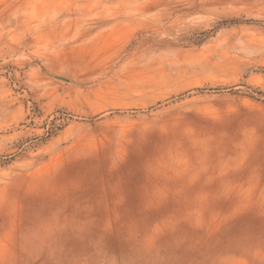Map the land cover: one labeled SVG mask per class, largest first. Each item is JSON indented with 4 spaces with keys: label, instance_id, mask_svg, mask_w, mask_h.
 I'll return each instance as SVG.
<instances>
[{
    "label": "rangeland",
    "instance_id": "1",
    "mask_svg": "<svg viewBox=\"0 0 264 264\" xmlns=\"http://www.w3.org/2000/svg\"><path fill=\"white\" fill-rule=\"evenodd\" d=\"M0 264H264V0H0Z\"/></svg>",
    "mask_w": 264,
    "mask_h": 264
}]
</instances>
